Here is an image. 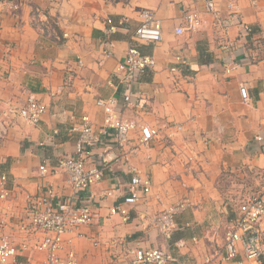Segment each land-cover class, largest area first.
I'll list each match as a JSON object with an SVG mask.
<instances>
[{
    "label": "crops",
    "instance_id": "1",
    "mask_svg": "<svg viewBox=\"0 0 264 264\" xmlns=\"http://www.w3.org/2000/svg\"><path fill=\"white\" fill-rule=\"evenodd\" d=\"M7 1L18 8L0 4V121L8 125L0 138V176L7 175L0 238L17 244V264H44L46 252L35 247L43 232L22 227L46 187L71 194L68 175L54 169L61 157L75 154L79 131L73 126L82 116L103 124L96 100L125 89L118 65L131 45L157 64L137 76L132 104L122 107L119 97L117 111L139 123L184 128L138 148L127 162H112L106 178L92 187V222L68 233L66 248L81 264H129L128 249L135 247L170 250L173 264H202L223 245L236 215L230 191L247 198L264 189V0H213L214 10L207 0ZM146 8L162 20L158 43L133 39ZM193 12L201 26L177 34ZM245 24L252 26L246 35ZM241 84L248 88L247 102ZM29 98L48 106L38 124L9 112L10 104L22 106ZM135 174L151 178V192L139 191L137 203L125 204L127 214H113ZM107 190H115L114 196H102ZM183 201L187 206L176 215L177 229L168 240L154 217ZM179 240H185L183 247L176 246Z\"/></svg>",
    "mask_w": 264,
    "mask_h": 264
},
{
    "label": "built area",
    "instance_id": "2",
    "mask_svg": "<svg viewBox=\"0 0 264 264\" xmlns=\"http://www.w3.org/2000/svg\"><path fill=\"white\" fill-rule=\"evenodd\" d=\"M10 4L17 9L18 4L7 0H0V4ZM209 10L215 9L213 0H207ZM231 7L234 5L231 4ZM142 20L136 28L133 39L139 43H158L163 39L162 20L153 9H143ZM187 27L176 29L177 34L187 30H197L202 23L198 13L186 15ZM252 26L245 24L244 34H249ZM110 55V51L106 52ZM185 63V62H184ZM157 60L154 56L144 54L139 46L131 45L118 65V77L126 85L118 95L108 98H98L97 105L104 112V122L96 126L88 115L81 117L80 122L73 126V130L79 131V138L75 154H69L58 160L54 173L64 172L68 175V183L71 194L64 197L56 192L53 186L46 187L37 195L28 212L29 222L22 228L30 231H42L44 236L36 244V248L46 252L44 264H81L77 254L66 244L72 242L67 238L68 233L77 232L81 226L88 225L93 220L92 200L94 195L92 187L106 178L107 170L114 161H128L130 154L138 148L148 149L154 140L161 137H175L183 130L182 123H166L162 127L139 123L135 119L124 117L117 111L116 106L122 99V107L129 106L133 102V85L137 76L147 68L155 69ZM177 68H173L176 70ZM232 68H228L230 72ZM240 93L245 102L250 99L248 88L245 84L240 85ZM48 111L46 103L35 98H29L26 104L17 106L9 105V112L23 118L30 124H38L42 115ZM66 111L56 112L65 114ZM75 118V117H72ZM59 133V129L55 130ZM8 134V125L0 121V138ZM133 143H135L133 145ZM102 148L101 152H94ZM96 159L92 163V155ZM91 159V160H90ZM91 161V162H90ZM90 162V163H89ZM42 175H47L48 170L41 166ZM7 175L0 176V197L6 194ZM152 190L150 177H142L135 174L128 187L129 194L122 202L112 207V213L127 214L125 204H135L140 199L139 191L149 195ZM115 190L103 191L102 196H114ZM185 201L174 204L160 211L154 217V222L163 236L171 240L177 229L176 215L186 208ZM2 220V219H1ZM0 220V223L5 221ZM195 242L196 239L194 238ZM176 246L183 247L185 240L176 242ZM23 249L28 248L23 243ZM17 244L13 243L8 236L0 238V264H17ZM129 264H173L177 259L167 249L155 247L129 248ZM264 260V189L255 195L245 198L238 205V209L231 226L228 228L225 241L222 246L210 255H206L202 264L213 262H225L230 264H255Z\"/></svg>",
    "mask_w": 264,
    "mask_h": 264
},
{
    "label": "rangeland",
    "instance_id": "3",
    "mask_svg": "<svg viewBox=\"0 0 264 264\" xmlns=\"http://www.w3.org/2000/svg\"><path fill=\"white\" fill-rule=\"evenodd\" d=\"M258 190H259V188H258ZM258 190H255V192H257ZM234 191H236V190H231L229 194L231 196V201H233L238 206L241 202H243L245 200V197L241 196L240 194H235Z\"/></svg>",
    "mask_w": 264,
    "mask_h": 264
},
{
    "label": "trees",
    "instance_id": "4",
    "mask_svg": "<svg viewBox=\"0 0 264 264\" xmlns=\"http://www.w3.org/2000/svg\"><path fill=\"white\" fill-rule=\"evenodd\" d=\"M201 51H200V57L202 58V53H203V50L202 49H200ZM202 61V60H201Z\"/></svg>",
    "mask_w": 264,
    "mask_h": 264
}]
</instances>
